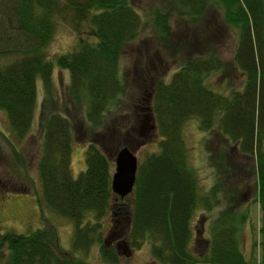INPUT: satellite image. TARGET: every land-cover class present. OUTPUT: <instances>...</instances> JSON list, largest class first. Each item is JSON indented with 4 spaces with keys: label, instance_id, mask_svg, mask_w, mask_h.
Segmentation results:
<instances>
[{
    "label": "trees",
    "instance_id": "trees-1",
    "mask_svg": "<svg viewBox=\"0 0 264 264\" xmlns=\"http://www.w3.org/2000/svg\"><path fill=\"white\" fill-rule=\"evenodd\" d=\"M136 5L134 0H0V107L16 135L24 137L29 132L38 104L37 80L50 91L55 63L69 70L71 80L65 93L74 109L86 105L85 121L94 130L88 141L86 170L74 178V122L53 110H45L41 120L43 196L52 210L75 222L73 250L59 254L56 243L42 231L0 230V264H89L75 253L93 245H99V256L106 264L122 260L118 247L103 240L101 220L117 198L112 189L113 161L128 146L126 137L131 132L118 130L106 118L124 102V95L134 106L141 88L140 84L135 91L125 88L124 55L130 45L145 40L140 32L148 25L159 50L147 47L142 51L140 61L148 63L151 54L166 52L174 28L191 34L214 7L237 32L233 60L242 83L223 92L208 87L206 79L214 71L228 68L217 59L215 43L209 39L198 46L196 56L183 58L169 79L166 71L156 76L146 105H135L132 110L136 118L139 108L148 112V118L153 116L161 135L160 148L139 161L130 202L113 210L114 228H128L125 238L132 249L141 248L150 238L156 264H264V0H154L144 10ZM58 20L78 34V46L51 57L49 44ZM134 69L138 76L150 70L146 65L142 71ZM195 118L203 132L210 137L215 133L209 143L218 138L224 144L209 160L215 158L217 173L211 195L222 209L207 237L197 236L193 227L202 194L182 137L185 122ZM233 157L254 159L250 175L233 164ZM249 180L254 183L252 195L242 187ZM126 198L118 200L123 203ZM253 203H259L262 213V259L245 247ZM91 212L93 222L86 220ZM114 228L110 237L119 229ZM193 240L198 253L191 250Z\"/></svg>",
    "mask_w": 264,
    "mask_h": 264
},
{
    "label": "rangeland",
    "instance_id": "rangeland-1",
    "mask_svg": "<svg viewBox=\"0 0 264 264\" xmlns=\"http://www.w3.org/2000/svg\"><path fill=\"white\" fill-rule=\"evenodd\" d=\"M134 1L137 4L136 7L144 10L154 0ZM174 31L176 32L173 37H170L166 52L163 54L158 52L157 56L151 54L149 58H146V60H149L146 64L144 61H140L142 51L147 49V47L151 50H158L154 46L156 39L152 36L151 28L148 25L143 26L140 32L141 38L145 40H137L126 50L123 60L125 64V68H123L124 86L125 88L129 87L131 92L133 89L135 91L136 88L138 90L139 88L136 86L140 84L139 96L137 95V100L135 101L137 107L141 104L146 105L147 94L150 92L156 76H161L166 71V73L168 72L167 79H169L183 58L189 55L196 56L197 50H200L198 46L205 45L209 40L215 43L214 46L219 56L217 59H220L222 63H227L228 68L224 72L221 70L214 71L206 79L208 87L216 92H223L228 88L241 85L243 76L233 60L234 51L238 43L237 32L233 31L224 22L222 11L217 10L215 7L212 8L203 19H199L196 29H192L191 34L185 31L181 32L179 29L176 30V28H174ZM77 37L78 34L70 25L58 20L54 36L49 44L51 57L55 54H62L76 49L78 46ZM207 39L209 40L204 42ZM143 43L145 46H143ZM145 65L150 70H145L144 72L146 73L143 72L140 76L136 75L135 66L142 71V67H145ZM160 71L163 72L161 73ZM70 80L69 70L60 69L56 63L52 75L53 82L49 88L50 91L46 90L40 79L37 80V109L33 124L24 137L16 135L6 111L0 107V230L2 232L15 231L21 234H32L37 231L47 233L52 241L56 243L54 249L59 254L73 250L76 228L72 219L52 210L44 200L39 171V163L44 152V134L41 126L42 116L45 110L47 112L51 110L55 112L62 111L63 114L70 116L74 122L75 130L72 143V174L74 178H78L86 170L88 141L92 135L91 132L94 131L85 121L86 117L83 113L86 111V105L82 109H74V102L70 101V96L65 93L66 88L70 85ZM123 97L124 102L121 103L115 112L109 113V117L106 120H110V124L117 127L118 130H122V132L131 130L130 133H127L129 136L126 137L127 147L135 152L140 161L149 153L160 148L161 135L157 127L155 129L152 128L148 120V112L139 108L137 112L139 115L136 118L132 110L135 105L130 106L126 102L127 96L124 95ZM78 115L81 116V118L79 117L80 120L77 118ZM111 120H114V122ZM100 130L103 131L104 129ZM214 135L215 133L210 137V133L203 132L200 129V122L196 118L188 119L182 132L185 146L188 149V161L196 173L199 192L202 194V200L199 201L198 210L193 218V227L198 233L197 236L201 237L211 236L213 221L219 214L220 209H222L215 203L214 200L216 198L211 195L217 173L214 169L215 158L209 161L210 156L214 154L215 149H220L221 146H224L218 138L214 139L212 143L208 142L209 139L212 140L214 138ZM206 142L209 143L207 149ZM234 163L242 166L245 175H250L252 163L256 164L254 159L243 157H233ZM114 171L115 162L113 161L112 172L114 173ZM251 176L253 175L251 174ZM242 187L246 191L249 190L250 195L254 193V183L252 181L243 182ZM130 199L131 195L127 196V201L124 200L122 203L118 198H115L111 211L103 216L101 220L103 224V240L107 239L108 243L116 245L121 251L120 254L123 257L117 264H156L152 254L153 241L150 238L145 240L141 248L132 249L125 238L128 228H125V230L119 227L114 228L116 222L113 217L115 215L113 210L121 205L127 206ZM207 203L211 205L209 209H207ZM251 211V221L246 225V228L250 227V229L246 230L248 237L246 238L247 246L245 247L248 250L252 248L253 253L255 252V255H259V259H262L263 251L260 244L262 238L259 234L262 213L259 203H253ZM86 220H91V222L95 220L92 212L89 213ZM113 228L115 230L119 229L116 233L113 232L114 235L110 237ZM247 231L252 233L250 234ZM254 244L256 245L254 246ZM196 247L198 246H195L193 240L191 250L194 253L199 252ZM199 250L202 253L204 247L199 248ZM3 251L6 254L9 252L7 247ZM99 253V245H93L86 251L79 250V252L75 253V256L83 258L89 264H106L99 256ZM3 264L7 263L3 262Z\"/></svg>",
    "mask_w": 264,
    "mask_h": 264
},
{
    "label": "water",
    "instance_id": "water-1",
    "mask_svg": "<svg viewBox=\"0 0 264 264\" xmlns=\"http://www.w3.org/2000/svg\"><path fill=\"white\" fill-rule=\"evenodd\" d=\"M149 121L154 123L153 116L149 117ZM152 128H155L154 124ZM138 165V157L131 148L125 146L119 150L112 178V189L118 196L124 198L133 192Z\"/></svg>",
    "mask_w": 264,
    "mask_h": 264
},
{
    "label": "flooded vegetation",
    "instance_id": "flooded-vegetation-1",
    "mask_svg": "<svg viewBox=\"0 0 264 264\" xmlns=\"http://www.w3.org/2000/svg\"><path fill=\"white\" fill-rule=\"evenodd\" d=\"M120 251V250H119ZM121 252V251H120Z\"/></svg>",
    "mask_w": 264,
    "mask_h": 264
}]
</instances>
